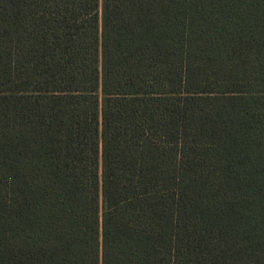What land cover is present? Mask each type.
<instances>
[{"label": "trees", "instance_id": "1", "mask_svg": "<svg viewBox=\"0 0 264 264\" xmlns=\"http://www.w3.org/2000/svg\"><path fill=\"white\" fill-rule=\"evenodd\" d=\"M0 264H264V0H0Z\"/></svg>", "mask_w": 264, "mask_h": 264}]
</instances>
